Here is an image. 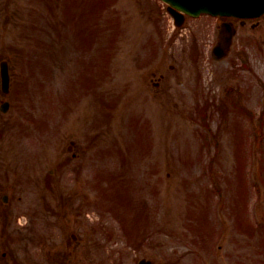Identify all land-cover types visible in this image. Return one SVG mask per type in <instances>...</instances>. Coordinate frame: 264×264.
Returning <instances> with one entry per match:
<instances>
[{"label": "rangeland", "instance_id": "1", "mask_svg": "<svg viewBox=\"0 0 264 264\" xmlns=\"http://www.w3.org/2000/svg\"><path fill=\"white\" fill-rule=\"evenodd\" d=\"M229 21L218 59L159 0H0V264H264V15Z\"/></svg>", "mask_w": 264, "mask_h": 264}, {"label": "water", "instance_id": "2", "mask_svg": "<svg viewBox=\"0 0 264 264\" xmlns=\"http://www.w3.org/2000/svg\"><path fill=\"white\" fill-rule=\"evenodd\" d=\"M178 7L187 11H207L216 14H245L247 16L259 15L264 12V0H166ZM230 29V28H228ZM232 32L228 30L221 41L214 48L218 57L225 53V48L228 46ZM2 87L4 91L10 88V74L7 61L1 64ZM9 103L5 102L2 109L7 110ZM139 264H152L150 260L142 259Z\"/></svg>", "mask_w": 264, "mask_h": 264}, {"label": "flooded vegetation", "instance_id": "3", "mask_svg": "<svg viewBox=\"0 0 264 264\" xmlns=\"http://www.w3.org/2000/svg\"><path fill=\"white\" fill-rule=\"evenodd\" d=\"M210 17H212V16H210ZM190 17H187V18H185V21L184 22H182V24H181V28L182 27H186L187 26V28L189 27L188 25H189V22H190V19H189ZM217 20L219 19V20H222V21H225L226 19H221V18H216ZM228 20H231V21H236L237 19H234V18H228ZM238 21H241V22H245V20H238ZM153 75H156V73H153ZM162 79H163V77L161 76V77H159V78H157V80H154V78H153V80H154V86L157 88V89H161V84H162Z\"/></svg>", "mask_w": 264, "mask_h": 264}]
</instances>
